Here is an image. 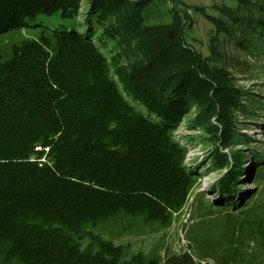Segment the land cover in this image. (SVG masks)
Returning <instances> with one entry per match:
<instances>
[{
  "label": "trees",
  "instance_id": "16d2710c",
  "mask_svg": "<svg viewBox=\"0 0 264 264\" xmlns=\"http://www.w3.org/2000/svg\"><path fill=\"white\" fill-rule=\"evenodd\" d=\"M83 1L0 0V38L38 36L0 56V260L201 264L187 253L128 257L93 229L122 214L163 226L182 208L198 178L173 131L193 110L187 130L205 131L197 141L214 164L233 167L224 149L237 138L236 112L247 111L244 91L217 36L208 55L187 41V12L174 7L170 22L149 24L162 15L146 12L155 0ZM231 1L264 12L257 0ZM215 8L222 18L196 10L217 35L264 29L253 13ZM243 41L248 50L258 40ZM232 153L238 172L243 159Z\"/></svg>",
  "mask_w": 264,
  "mask_h": 264
},
{
  "label": "rangeland",
  "instance_id": "374dc122",
  "mask_svg": "<svg viewBox=\"0 0 264 264\" xmlns=\"http://www.w3.org/2000/svg\"><path fill=\"white\" fill-rule=\"evenodd\" d=\"M257 1L264 7V0ZM83 2L86 8L87 0ZM224 6L239 11L240 15L253 13L256 18L264 19L262 10H238L231 0H155L146 10L162 14L159 18L155 15L149 24L170 22L174 7L187 12L193 22L187 31V41L206 55L212 38L217 36L227 66L237 79V86L244 91L241 102L247 111L236 112L237 138L231 148L224 149L233 167L214 164L213 149L197 141L205 131L187 130V119L195 118V110L175 126L173 136L180 150H187L181 155L183 163L194 168L198 178L192 183L182 208L171 212L170 222L163 226L122 214L93 229L102 239L123 247L128 257L142 253L148 258H163L187 253L201 264H264V51L256 53L264 48V36L260 35L264 29L251 32L236 26L237 39L217 35L216 27L196 8L222 18L215 7ZM252 35L258 41L248 50L242 48L239 40L244 42L246 36ZM30 37L38 38L31 31L1 37L0 56L8 54L15 43ZM132 103L142 109L137 101ZM189 134L194 136L195 143L186 141ZM194 147L197 152L189 151ZM238 150L243 169L236 172L237 169L232 170L236 166L232 152ZM0 264L5 263L0 260Z\"/></svg>",
  "mask_w": 264,
  "mask_h": 264
},
{
  "label": "bare ground",
  "instance_id": "6f19581e",
  "mask_svg": "<svg viewBox=\"0 0 264 264\" xmlns=\"http://www.w3.org/2000/svg\"><path fill=\"white\" fill-rule=\"evenodd\" d=\"M257 132H259V131H257ZM194 149H196L195 147L194 148H192L191 150H189V151H192L193 150V153L194 152H197V151H194ZM196 154V153H195Z\"/></svg>",
  "mask_w": 264,
  "mask_h": 264
},
{
  "label": "built area",
  "instance_id": "2783aa9c",
  "mask_svg": "<svg viewBox=\"0 0 264 264\" xmlns=\"http://www.w3.org/2000/svg\"><path fill=\"white\" fill-rule=\"evenodd\" d=\"M41 163L45 162V158H43L42 160H40Z\"/></svg>",
  "mask_w": 264,
  "mask_h": 264
}]
</instances>
